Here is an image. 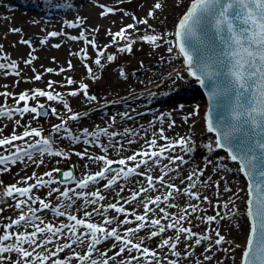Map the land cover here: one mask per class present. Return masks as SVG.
<instances>
[{
  "label": "snow or ice",
  "instance_id": "6c2138e0",
  "mask_svg": "<svg viewBox=\"0 0 264 264\" xmlns=\"http://www.w3.org/2000/svg\"><path fill=\"white\" fill-rule=\"evenodd\" d=\"M101 16L107 17L110 14H115L114 9L101 5ZM155 10H162L163 3L157 2L153 5ZM125 16L127 12L123 13ZM154 16V11L147 13L148 18ZM134 24H128L121 27L115 33L109 32L111 41L119 43L125 41V46L119 48L121 53H131L133 51L134 40L129 39L127 33L130 29L138 31L137 25H147L148 19H138L132 16ZM68 28H77L79 23H71ZM10 32L20 33L19 28H10ZM56 32L48 33L49 37H55ZM167 35V34H165ZM175 40H165L164 36L156 34H146L140 37L143 43L159 47L158 41H163L171 46L168 52L171 53L175 48L178 54L183 57L184 65L189 77L194 78L202 87H207L208 98L215 102L213 110L215 116L211 114L205 117L207 132L215 135V148L223 149L228 158L239 165L238 171L244 176L247 181V200L246 218L248 222V235L241 255V264H264V0H191L189 7L184 15L180 18L173 33ZM71 41H83L85 44H91L92 49L96 50V58L94 63L102 66L101 58L104 57V51L98 49L94 40L89 41L85 37L84 32H80L78 36H68ZM20 43L26 44L32 48L31 42L21 39ZM46 40H41L43 45ZM53 48H59L60 45L54 44ZM81 61L89 59L86 49H81L75 54ZM115 56L108 55L106 57L108 63L115 60ZM0 59H7L0 56ZM37 57L29 53V58L24 61L25 65H32ZM55 62V61H54ZM88 77L98 79L95 76L91 67L87 63L84 64ZM11 69L7 74L19 75L17 64L0 63V70ZM73 69L71 61H68V71ZM66 71L60 68L56 75ZM45 72L52 73L53 69H45ZM120 76H124V72H120ZM179 77V73H177ZM182 79V77H180ZM42 74L34 76L35 81H40ZM54 81H48L47 88L53 91L33 90L29 95L27 92L22 93L16 98V104L22 107L5 108L0 107V117L12 119L14 114L23 117L26 113L39 115L37 107H30L29 100H36L38 97H46L48 101H56L63 104V108L71 112L69 104L63 100L60 93L54 94ZM67 85H73L75 80L71 77L66 79ZM83 94L88 100H95L96 97L88 94V85L79 84V89L68 92V96L76 97ZM0 95L8 97V92L0 93ZM223 97L224 99H218ZM43 109L44 105H39ZM52 114L56 115V110L53 108ZM77 115L68 116V120L75 121ZM187 122V117L184 118ZM17 126L20 122L16 121ZM67 121L54 126V133H65L61 139H68L74 143L80 142V137L74 136L69 128L65 125ZM174 127V123L169 125V128ZM83 136H94L97 139L100 136L109 135L107 130L101 129L96 133H89L84 130ZM112 137H116L117 133L112 132ZM41 137V132L35 129L29 130L25 126L22 134H16L13 129V134L10 137L0 138V147L12 146L7 155H0V166L14 165L19 161H33V152L38 150L40 156L47 154L49 157H61L67 160L69 157L64 152L53 150L52 142L47 138H41L35 143H31L27 138ZM159 138L164 140L163 145H158L157 139L153 138L146 141L147 148L142 146L141 150L134 152L133 155L118 160L107 158V155L92 156L88 155L87 150L83 153H75L80 159L87 158L93 162H102V167L95 174H87L76 183L74 189L65 187L62 191L59 187H50L56 184L53 179V171L44 173L42 176H37L34 172L31 176L26 177L22 183L25 187H18L16 184L8 186L2 193L3 197H18L15 203V209L21 210L18 219L11 220V223L3 229V234H0V254L15 253L19 260L11 262V264H47L49 259L57 257L59 253L67 249H72L73 245L85 244L87 251L81 255L73 252V255L65 258H57L52 260V264H69V261L75 260L79 264H98L97 259L92 258L95 251H98L99 245L108 240H112L113 244L108 250H99L103 259L99 264H132L134 260L142 258L147 259L146 264H160L158 252L150 250L145 244V238L137 237V234L145 228L150 229L147 235V240H152L158 236H162L167 231H174L175 236L163 238L157 245L158 249H168L172 256L177 259H169L167 264H178L181 258V253L178 251V245L182 238L185 242L184 259H189L193 255V251L199 248L204 242H209V245L204 247L202 253L203 261H196V264H204L211 262L214 257L209 255L213 252V246L219 247L228 244L226 237L221 232L215 230V239L208 234L207 230L204 234L196 233L191 227H184V223H192L190 217L195 216L197 220H202L206 225L214 224L217 219L224 220L225 216L220 211H216L214 216L198 215L202 211L200 203L189 202L181 208L178 215H171L165 210V207H160L164 204L166 208H179L180 206L171 201L179 198L181 195L188 197L189 201H201V203H210L207 196L203 197L198 192L193 191L197 188V184L208 185V181L202 180L204 169H194L188 173L186 177L180 178V183L185 184L184 188L176 186L174 183H168L165 177L174 180L176 177L170 176V172L174 173L179 170V166L186 163L184 156L181 155H166L172 153L176 148H180L186 155L191 154L193 149L189 147L192 141L189 137H181L178 140L170 141L164 135L163 129L159 133ZM16 141H24L25 146H16ZM134 141L129 140L131 144ZM83 144H94L91 139H83ZM106 154L108 148L100 144H94ZM115 148V145H113ZM209 151L212 150V145H206ZM117 150V154L123 150L121 144ZM139 158V159H138ZM167 161V163H162ZM131 162L134 166H128ZM43 163V160L37 163V167ZM121 167L113 168V165ZM173 166V167H170ZM87 167V165L85 166ZM159 169L160 175L156 178L151 175L152 168ZM144 168V171H138ZM0 170L8 171V167H2ZM56 172H61L60 169H54ZM45 176L48 179H45ZM62 176L64 181H71L73 173L71 171H63ZM133 176H143L147 181V187L143 184L137 189L133 182V188L130 190V197L125 198L121 195L125 191L124 187H119L116 192L118 197L116 203H110L107 206L100 205L93 208V211H87V205H96L100 201H104L106 197L101 194L100 190H90V185H97L100 181L106 180L103 185L105 189L111 190L114 185L118 184V179L122 178L128 181ZM34 183L29 184V181ZM187 181V183H185ZM19 183V182H18ZM156 185H161L167 189L166 193L161 197L145 195L150 192L157 191ZM212 186L219 187L218 184ZM48 188L47 195L52 196L58 193V201H71L70 203H62L61 206L52 207L51 211L57 217H66L68 223H61L59 226L44 223L42 220L39 224L36 223L38 217L37 212L50 208V204L44 199L33 197L31 194L33 189ZM76 189L80 191L77 192ZM225 192L230 191L227 187ZM77 200H83L85 204L84 216L85 219H78L77 215L71 214L67 209L72 207V204ZM123 202V203H121ZM142 206L143 214H136L135 210L131 213L127 212L123 204ZM39 204V209H33L30 205ZM229 203L234 204V201L229 200L223 204L224 208H228ZM119 205V206H118ZM150 205H155L153 209ZM27 208V212L24 209ZM63 209V210H62ZM111 209L114 213L122 214L125 219L118 223L122 225H130L133 223L127 217L134 216L138 222L135 227H129L123 235L116 228H108L113 222L117 221L116 216L107 217L104 213ZM157 209L159 218H150V214L156 215ZM206 211V210H204ZM93 213L103 217L102 224H97L90 221ZM162 220H170L169 223H162ZM42 225V226H41ZM32 227L33 231L9 233V229L19 227ZM78 229H86L87 232H78ZM70 233V235H65ZM132 237H137L139 242H133ZM65 238L70 242L57 244L56 242ZM87 238V239H86ZM13 243L6 244L7 241ZM24 245H28L27 248ZM49 245H56L53 250L48 251ZM118 247V251L109 256L112 248ZM31 249V250H29ZM37 249H45L46 254H39ZM228 251V249H224ZM140 253V257L132 255V253ZM128 253L129 257L124 258V254ZM35 254V255H34ZM117 258H120L117 261ZM219 264V262H217Z\"/></svg>",
  "mask_w": 264,
  "mask_h": 264
},
{
  "label": "rangeland",
  "instance_id": "374dc122",
  "mask_svg": "<svg viewBox=\"0 0 264 264\" xmlns=\"http://www.w3.org/2000/svg\"><path fill=\"white\" fill-rule=\"evenodd\" d=\"M52 1L54 3L49 7L52 9L48 11L47 15V13L43 12L41 9L44 8L47 10V7L43 6L42 0H39V2L35 0H0V56L7 58L6 60L0 59V63L15 62L17 64V69L15 71L19 72V75H11L7 74L12 71L11 69L7 70V72L5 70H0V93H9L8 97L0 95V107H5L6 109L22 107L23 102H21L20 105L16 104V98H18L20 94L27 92L31 95L33 90L53 91V89L47 88V83L48 81H54L56 82L54 84V94L60 93L63 100L69 104L72 110L68 112L63 108L62 103L48 101L46 97H38L36 100H29V106L37 107L39 113V105H44L47 111L45 117L42 118L32 113H26L23 117L14 114L11 120L7 117H0V138L10 137L13 134V129H15L16 134H22L25 130V126H28L29 130L35 129L41 132V137L27 138L29 142L35 143L41 138H47L52 142L53 150L62 151L69 157L65 160L61 157H49L47 154L40 156L34 151L33 160L35 162L24 160L14 165L0 166V168L8 167V171L0 170V234H3L4 227L11 223L13 218L21 214V210L19 209L20 212H16L17 210L14 207L16 201L11 199L13 197H3L2 195L3 191L8 186L16 184L18 187H25L27 185L23 184L22 181L26 177L31 176L34 172L37 176H42L46 172L53 171V179H55L57 183L50 187H59L61 191L65 187L74 189L76 183L85 175L95 174V172L103 166L102 162H93L87 158L80 159L72 150V144H74V142L68 139H61V136L66 135L65 133L61 132L59 135L54 133L53 129L55 125L67 121L65 126L77 137H83L82 133L84 130H87L89 133H96L104 129L111 134L117 130V128L114 127L121 126L117 122L126 120L120 115L117 116L112 114V112L130 107L129 109L132 114H128L129 116L139 117V115H143L146 119L145 127H140L139 130H132V134H124V137L129 140L132 138V141H134L131 143V147L124 148V146L127 145L123 144V150L119 152V155L116 149H118L121 144H114L115 150L112 149L113 146L103 145L108 148L106 154L101 148L94 146V144H89L87 145L88 147H84V151L87 150L88 155H107L109 159L118 160L133 155L134 152L141 150L142 146L147 148L146 141L150 139L155 138L160 145H163L164 142L159 138V130L161 129H163L164 135L168 137L170 141H175L176 138L179 139L182 134L189 137L192 141L189 147H191L193 151L190 156L184 159L186 160L187 158L188 161H186L189 162L190 159L198 158L200 161L195 168L191 166L193 163H189L185 167L184 164L186 163H184L179 166V170L190 173L194 169H204V175L201 179L208 181L210 177L211 180L208 185L197 184V188L193 191L200 194L201 200L203 197L207 196L210 203L189 201L188 197L182 195L177 201H174V203L178 205L182 203L184 206L189 202L200 203L202 211L198 213V215L214 216L216 215V211H220L222 215L225 216V219H217L214 224L206 225L202 220H197L195 216H193L190 217L192 223L189 224L185 222L183 226L191 227L194 232L199 234H204L207 230L212 238H214L215 230L218 229L229 242L218 248L213 246V252L209 255H213L214 259L211 262H204V264H217V262H219V264H241V255L244 246L240 243V239L244 238L245 234H241V237H234L233 235L225 233V228L229 226V223L234 220L245 221L243 213V177L238 171V165L233 164L227 154L215 148V137L208 133L207 129L206 133L192 131L193 128L199 129L206 126V120L205 122H201V119H205L206 117L205 112L207 106L201 92L198 89V92H194L193 88L190 89L191 86L186 84L188 77L181 68V61L177 54L173 52L169 53L168 49L161 48L164 46L169 48L171 45L163 41H158L159 47H154L140 40V37L146 34H156L164 36L165 40L174 41L175 37L173 33L175 32L176 25L186 12L191 0H64L63 2H58L57 6L55 4L57 0ZM157 2L163 3L162 10L154 9L153 5ZM101 5L114 9L115 14L102 17ZM149 11H154V15L156 13L158 14V21L151 22L154 16L148 18L147 13ZM125 12L128 13L127 16L123 14ZM133 15L138 19H148V24L151 25V28L145 25H137L138 31L130 29L127 35L129 39L135 41L133 44V51L131 53H121L119 48L124 47L126 42L120 41L119 43H113L108 33H115L119 31L121 27L134 24L135 21L132 19ZM71 23H79V27L68 28L67 25ZM10 28H19L21 32H10ZM51 32H56L57 35L55 37H49L48 33ZM80 32H84L86 39L89 41L94 40L98 49L104 51V57L101 58L102 66L89 65L96 56V50L92 49L91 44H85L80 40L71 41L67 39L68 36H78ZM22 38L31 42L32 48H29L26 44L20 43ZM41 40H46V43L41 45ZM54 44H58L60 47L53 48L52 45ZM81 49L87 50L89 56L87 61H81L79 57L75 55L77 52H80ZM29 53L35 55L37 59L33 61L32 65L26 66L24 61L29 58ZM108 55L115 56V60L108 63L106 59ZM68 61H71L73 65L71 71L67 70ZM85 63L94 69L95 76L98 77V79H90L86 82L85 79L89 77L84 67ZM48 68L53 69V72H45V69ZM60 68H64L66 71L56 75V72H58ZM121 71L124 72L123 77L120 76ZM177 73H179V77ZM36 74H42V79L40 81L34 80ZM140 74H148L147 77L150 78V80L137 90L124 93V90L128 87L126 80H134ZM69 77L73 78L76 83L70 86L67 85L66 79ZM180 77H182V79ZM80 83L88 85V94L96 97L95 100H88L82 93L76 97L68 96V92L73 90L78 91ZM140 91L141 93H138ZM133 96L135 97L132 98ZM157 97L160 98L157 99ZM53 108L56 110V115L52 114L51 110ZM70 115H77L78 119L75 121L68 120V116ZM185 117L188 118L187 122H185ZM99 118L102 119L101 123L99 122ZM16 121L20 122L19 126H17ZM173 123L174 127L169 128V125ZM148 131L150 133H148ZM106 136H100L98 139L94 136L88 137H92V140H94L96 144L102 145L103 138L106 139ZM209 144L212 145L211 151L206 147V145ZM15 145L25 146V142L16 141ZM11 147L12 146L0 147V155L9 154L6 148L10 149ZM36 151L38 152V150ZM81 153L83 152L81 151ZM180 153L183 156V152ZM41 160H43V163L37 167V163ZM86 165L87 167H85ZM68 166L72 168L73 179L68 182H61L58 178L59 172L54 171V169L61 170ZM118 167L121 166L116 164L113 165L114 169ZM151 174H160L159 169L153 167ZM45 179H48V177L45 176ZM118 181L120 182L114 185L112 189L119 184L125 182L130 184L131 182L130 179L125 181L122 178L118 179ZM32 183H34V181L30 180L29 184ZM106 183V180H102L97 185H90V189L85 191L99 189L101 194L105 196L112 190L103 187ZM213 184H218L219 187L212 186ZM226 187L230 189V191L225 192L224 189ZM76 191L79 192L80 190L76 189ZM47 192L48 188H41L33 189L31 194L33 196L35 193L37 198L44 199L46 203L50 204L49 209L39 211L40 213L37 212L39 214L38 216H49L45 218L43 222L52 224L53 226H59L61 223H68L66 217L53 216L51 214V208L61 206L62 203H70L71 201H58V193L48 196ZM149 196H155V193L154 195L150 193ZM216 196H219L221 200L216 198ZM229 200L234 201V204L229 203L228 208H224L223 204ZM75 203L84 204V201L77 200ZM110 203L115 202L110 199H105L104 201L98 202L96 205H87V211L91 212V206H107ZM133 205L134 206H126V211L131 213L135 210L136 214L142 215L143 208H139L140 206L138 207L136 204ZM30 206L33 209H39L40 207L38 203ZM162 207H165V210L171 215H178L181 209H168L165 205ZM84 208L85 204L82 206H74V204H72V207L67 209V211L77 215L78 219H85ZM24 210H27V208ZM109 212V214L104 213V216H116L117 221L105 227L116 228L121 235H123V232L127 228L138 223L135 221L134 216L129 215L127 218L131 219L133 223L130 225H122L118 222L124 220L125 216L114 213L111 209H109ZM236 216L238 218L234 219L233 217ZM150 218H159L158 209L156 215L150 214ZM102 220V216L93 213L91 220L86 222L102 224ZM161 222L166 224L171 221L162 220ZM81 230L87 232L86 229ZM11 232L12 230L9 229L10 234ZM29 232H32V230ZM141 232L147 237L150 229L145 228ZM167 232L155 239L170 237L167 236ZM132 239L133 242H139V240H136L134 237H132ZM64 240L70 242V240L64 238L58 240L57 244L62 243ZM5 243L10 244L11 240ZM153 243H156V246ZM112 244L113 241L108 240L97 247L99 250H108ZM157 245V241L152 242L147 239L144 244V246L148 248L151 247V249L158 252L160 264H167L169 259H177L172 256L168 249H158ZM208 245L209 243H203L199 248L194 250L190 249L189 251H193V255L189 259H186L184 264H196V261H203L202 253L204 247ZM118 247L119 246L112 248L109 252V256L114 254L115 251H118ZM224 249H228L226 252L227 254L219 253V250ZM71 250V253L75 252L83 255L87 251V247L86 244L83 246L73 245ZM99 250L96 251L98 264L103 259ZM177 250L180 251L181 256L185 255V242L183 238ZM69 251L70 249H67L59 253L57 257L49 259L47 264H52L53 259H67L66 252ZM40 252L46 254L44 249H41ZM132 255L140 257L141 254L134 252ZM128 257L129 254L125 253L124 258L127 259ZM216 258H218V260H216ZM119 259L120 258H117V261H119ZM147 259L150 258L134 260L132 264H146ZM17 260H19L18 255L15 253L0 254V264H11V262ZM179 262L180 261H178V264ZM110 264H113V262L110 261Z\"/></svg>",
  "mask_w": 264,
  "mask_h": 264
},
{
  "label": "bare ground",
  "instance_id": "6f19581e",
  "mask_svg": "<svg viewBox=\"0 0 264 264\" xmlns=\"http://www.w3.org/2000/svg\"><path fill=\"white\" fill-rule=\"evenodd\" d=\"M35 1H37V2H39V0H35ZM64 0H57L56 2H55V4H56V6H57V3L58 2H63ZM84 1V0H83ZM88 1V0H87ZM42 3H43V6H45V7H47V10L46 9H44V8H41L42 10H43V12H46L47 13V15H48V11H50L52 8H49L50 7V5H52V3H54L52 0H42ZM156 21H158V14L156 13L155 15H154V18L151 20V22L153 23V22H156ZM145 26H147V25H145ZM144 26V27H145ZM140 29H142V28H140ZM161 48H166V49H168L166 46H164V47H161ZM156 50H158V49H156ZM173 53H175V54H177V56L179 57V59H180V61H181V68H182V70H183V72L186 74V76L188 77L187 78V83L186 84H188V85H190L191 87H190V89H192L193 88V91L194 92H198V87H197V85H196V82L194 81V79H192V78H190L189 76H188V74H187V70H186V67H185V65H184V61H183V57H181L179 54H178V52L176 51V49L174 48L173 49V51H172ZM171 52V53H172ZM169 54V53H168ZM95 58H96V56L94 57V60H95ZM94 60H93V62H91V64H89V65H93V66H95L96 64L94 63ZM93 70V72H94V69H92ZM151 73V72H150ZM95 74V73H94ZM96 75V74H95ZM148 75V74H147ZM147 75H144V74H140V75H138L137 77H136V79H134V80H126L127 81V85H128V87H127V89L126 90H124V93H126V92H128V91H131V90H137L138 88H140L144 83H146L148 80H150V78H148L147 77ZM86 78V77H85ZM90 79H92V78H87V79H85L86 80V82L88 81V80H90ZM189 87V86H188ZM198 89V90H197ZM192 92V91H191ZM138 93H141V91L140 92H138ZM135 96H133L132 98H134ZM155 98V97H154ZM154 98H152V99H154ZM160 97H157V99H159ZM162 101V100H161ZM83 106V105H82ZM134 107V106H133ZM130 107H125V108H123L122 110L121 109H119V110H116V111H113L112 112V114H115V115H117V116H121V117H123V118H125L126 120L125 121H119V122H117L118 124H120L121 126H119V127H114V128H117V130L115 131L116 133H117V136L116 137H112L110 134H109V136H106V139H104L103 138V143H102V145H110V146H113L114 144H118V145H120V144H126L127 146H124V148H128V147H131L130 145L131 144H129L128 143V141H129V139L128 138H126V137H124V134L125 135H127L128 133L129 134H132V130H139L140 129V127L142 128V127H145V125H146V119L144 118V116L143 115H139V117L138 116H129L128 114H132L131 113V111H130V109H129ZM139 110V109H138ZM117 116H115V117H117ZM99 122L101 123V120L102 119H100L99 118ZM201 122H205V119L204 118H202L201 119ZM206 126H203L202 128H193V130L192 131H195V132H198V133H200V132H203V133H206ZM161 130H159V132H160ZM148 133H150L149 131H148ZM181 137H186V135H181L180 136V138ZM83 139H91L92 140V137H88V136H83V137H80V142L79 143H74V144H72V150L74 151V153H81V151L82 152H84V147H88L87 145H85V144H83ZM131 140H132V138H131ZM175 140H178V138H176ZM94 141V140H93ZM162 142H164L165 143V141L164 140H162ZM158 143V145H160L159 144V142H157ZM94 144H96V142H94ZM101 145V144H100ZM134 146V145H133ZM99 148V147H98ZM112 149L113 150H115L114 149V147H112ZM112 150V151H113ZM205 151V150H204ZM180 152H183L180 148H176L172 153H168V154H166V155H181V153ZM206 152V151H205ZM35 153H37V154H39L37 151H35ZM182 156V155H181ZM183 156H184V158L185 157H188V156H190V154H185L184 152H183ZM186 160H187V158H186ZM185 160V161H186ZM188 161V160H187ZM186 161V164H184V167L185 166H187L189 163H193L191 166L193 167V168H195L196 167V165L197 164H199V159L198 158H193V159H190L189 160V162H187ZM163 162H165V163H167V161H163ZM128 166H134L131 162L128 164ZM170 167H173V166H170ZM138 171H144V168H141V169H139ZM186 171H184V170H178L177 172H174V173H172V172H170V176H174V177H176L174 180H172V179H170L169 177H165V180H166V182H168V183H174L176 186H178V187H180V188H184L185 187V184H181L180 183V178L181 177H186V175L188 174V173H185ZM151 174V173H150ZM152 175V174H151ZM160 174H158V175H153V177L154 178H156V177H158ZM138 177V178H137ZM133 180V181H132ZM130 184L128 183V182H125V183H122V184H119L118 186H116V187H114V189H112L109 193H107L105 196H106V199H110L111 201H114L115 203H116V201H117V199H118V197L116 196V192L117 191H119V187H124L125 188V191L126 192H123V193H121V195L123 196V197H125V198H128V197H130V190L133 188V182H136L135 183V188H139L140 186H141V184H143V186L144 187H147V181L145 180V178L143 177V176H133V177H131L130 178ZM120 181H118V183H119ZM185 183H187V181L185 182ZM156 187H157V191H155V192H150V193H153V195H154V193H155V196L156 195H160L161 197H163V195L166 193V191H167V189H165V188H162V186L161 185H156ZM208 191H210V190H208ZM150 193H147V194H145V195H149ZM58 195V194H57ZM33 196H35L36 197V194L34 193L33 194ZM155 196H152V197H155ZM216 198H218V199H220L219 198V196H216ZM13 201H18V199H20V198H18V197H13V198H11ZM179 198H175V199H173L171 202L172 203H174V201H177ZM221 200V199H220ZM77 202V201H76ZM121 203H123V202H121ZM74 204V206H78V205H84V204H81V203H78V204H76V203H73ZM133 204H136V202H133ZM128 205V204H123V206L126 208V206H134V205ZM90 205V204H89ZM164 204H161L160 206L162 207ZM180 207L179 208H183L184 207V205L181 203L180 205H179ZM97 207V206H96ZM150 207H152L153 209H155L156 208V206L155 205H150ZM93 208H95L94 206H91L90 207V210L91 211H93ZM139 208H142V206H140ZM175 210H177L178 208H174ZM17 211V213H19L20 211L18 210V209H16ZM63 210V209H62ZM181 210V209H180ZM180 210H179V212H180ZM25 212H27V210H24ZM38 213H40L39 211H38ZM37 213V217H38V219H37V221H36V223L37 224H39L40 223V221L42 220V221H45L44 219L45 218H48L49 216H47V215H40V216H38L39 214ZM107 214H109L110 212L108 211V212H106ZM53 216H55L54 214H53V212L51 213ZM18 217L19 216H17L16 218H13V219H18ZM234 219H237L238 217L236 216V217H233ZM169 223V222H168ZM136 226V223L134 224V225H132V227H135ZM55 227V226H54ZM12 230V232L11 233H14V232H17V231H19V232H27V233H31V232H29V231H33V228L32 227H28V226H24V227H19V228H12L11 229ZM78 232H83L81 229H78L77 230ZM225 233L226 234H230V235H233L234 237H238V236H240L241 234H243V233H245V221H238V220H234L233 222H231V223H229V226L227 227V228H225ZM167 236H170V237H174L175 236V233H174V231H168L167 233ZM66 236L67 235H70V233H66L65 234ZM137 237H139V238H145V240H146V236H145V234L143 233V232H140V233H138L137 234ZM137 237H134L136 240H139ZM241 237V236H240ZM216 237H215V234H214V238H213V240L215 239ZM61 239H64V238H61ZM87 239V238H86ZM163 239V238H162ZM162 239H155V238H153L151 241L152 242H156L157 241V243L159 244L160 243V241L162 240ZM60 240V239H59ZM64 242H67V241H62V243H64ZM11 243H13V241H11ZM56 243H58V241L56 242ZM205 244L206 243H209V242H204ZM240 243L241 244H243V246L245 245V237L244 238H241L240 239ZM86 244V243H85ZM85 244H76L77 246L78 245H80V246H83V245H85ZM154 245L156 244V243H153ZM56 245H49L48 246V251H51V250H53L54 249V247H55ZM156 246V245H155ZM154 246V247H155ZM24 247L25 248H27L28 247V245H24ZM153 248V247H152ZM149 249H151V247H149ZM29 250H31V249H29ZM40 250L41 249H37V252L39 253V254H44L43 252H40ZM45 250V249H44ZM151 250H153V249H151ZM72 252V250L70 249V251L69 252H66L67 253V258L69 257V256H71V255H73V253H71ZM227 251H225V250H219V253H223V254H227L226 253ZM64 257V256H63ZM92 258H95L96 259V251L94 252V254H93V257ZM18 259H19V257H18ZM216 260H218V258H216ZM179 264H184L185 263V261H186V259H184V256H181V258L179 259ZM141 263H142V261H141ZM69 264H79V262L78 261H75V260H71V261H69Z\"/></svg>",
  "mask_w": 264,
  "mask_h": 264
},
{
  "label": "water",
  "instance_id": "95a60500",
  "mask_svg": "<svg viewBox=\"0 0 264 264\" xmlns=\"http://www.w3.org/2000/svg\"><path fill=\"white\" fill-rule=\"evenodd\" d=\"M194 81H196L195 79H194ZM196 83H197V85H198V88H199V90L202 92V96H203V98L206 100V104H207V111H206V116H208V115H212L213 117L215 116V112H214V110H213V106H214V103L215 102H213V101H210L209 100V98H208V91L210 90L209 88H207V87H202V86H200L199 85V82L198 81H196ZM218 99H224L223 97H219ZM47 115V111H46V109L45 108H43V109H39V116L40 117H45ZM211 134H213V133H211ZM214 135V134H213ZM215 136V135H214ZM221 151H223V152H225L223 149L221 150ZM226 153V152H225ZM234 163V162H233ZM234 164H237V163H234ZM63 171H71L72 172V168L71 167H66V168H63V170L59 173V178L61 179L60 181L61 182H68V181H64V179H63V176H62V172ZM73 173V172H72ZM243 176V175H242ZM246 179L244 178V176H243V188H244V216H245V242H246V239H247V235H248V222H247V218H246V204H245V201L247 200V181H245Z\"/></svg>",
  "mask_w": 264,
  "mask_h": 264
}]
</instances>
